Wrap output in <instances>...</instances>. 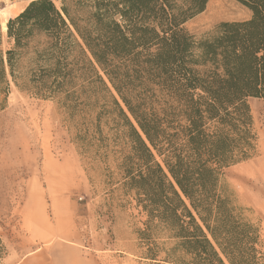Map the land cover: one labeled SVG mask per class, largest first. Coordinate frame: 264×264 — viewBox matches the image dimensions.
Returning a JSON list of instances; mask_svg holds the SVG:
<instances>
[{
  "label": "trees",
  "instance_id": "obj_1",
  "mask_svg": "<svg viewBox=\"0 0 264 264\" xmlns=\"http://www.w3.org/2000/svg\"><path fill=\"white\" fill-rule=\"evenodd\" d=\"M66 1L59 9L35 0L9 20L16 85L43 98L65 95L76 112L75 82L86 83L95 100L87 108L101 110L82 143L123 148L125 186L149 224L176 241L169 257L181 253L178 264H264L258 228L237 213L223 184L225 171L256 151L249 99L264 100V0H235L251 18L222 23L200 41L185 25L210 0H76L75 17ZM31 50L39 69L27 81L20 62ZM3 250L0 238V259Z\"/></svg>",
  "mask_w": 264,
  "mask_h": 264
},
{
  "label": "rangeland",
  "instance_id": "obj_2",
  "mask_svg": "<svg viewBox=\"0 0 264 264\" xmlns=\"http://www.w3.org/2000/svg\"><path fill=\"white\" fill-rule=\"evenodd\" d=\"M33 1L0 0V56L7 72V82H0V264H178L181 253L169 257L176 241L157 221L149 224L135 192L125 186L123 148L113 140L94 141L92 147L82 143L87 132L91 141L90 122L101 110L87 108L95 100L89 98L86 83L75 82L79 108L73 112L65 95L40 97L33 89L18 87L10 76L7 53L15 42L3 23ZM51 1L59 9L63 6L62 0ZM66 3L77 16L76 0ZM251 16L235 0H210L185 28L200 41L212 37L222 23ZM33 52L20 62L27 81L39 69ZM249 105L256 151L227 169L223 184L237 213L258 228L257 249L264 257V100L252 98ZM111 137L105 128L103 138ZM149 251L157 254L156 260L149 258Z\"/></svg>",
  "mask_w": 264,
  "mask_h": 264
},
{
  "label": "bare ground",
  "instance_id": "obj_3",
  "mask_svg": "<svg viewBox=\"0 0 264 264\" xmlns=\"http://www.w3.org/2000/svg\"><path fill=\"white\" fill-rule=\"evenodd\" d=\"M3 30H4V31L7 30V24H6V22L3 23Z\"/></svg>",
  "mask_w": 264,
  "mask_h": 264
}]
</instances>
